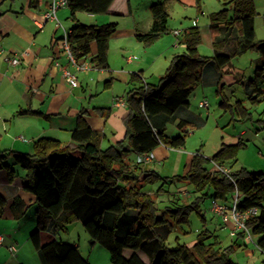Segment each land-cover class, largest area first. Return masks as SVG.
I'll return each instance as SVG.
<instances>
[{
  "label": "trees",
  "instance_id": "1",
  "mask_svg": "<svg viewBox=\"0 0 264 264\" xmlns=\"http://www.w3.org/2000/svg\"><path fill=\"white\" fill-rule=\"evenodd\" d=\"M199 8V0H176ZM224 7L211 12L212 55L201 56L198 44L201 41L197 27L185 29L181 40L185 50L175 53L164 73L155 83L145 82L139 73H132L128 83H134L125 93L127 114L123 118L125 140L102 147L101 134L93 129L84 116L88 110L80 109L76 126L71 132V144L58 139L40 137L33 142L32 153L0 148V181L15 183L29 193L33 202L25 203L14 197L9 208L15 219L25 216L28 207H35L36 228L29 234V240L39 253L43 264H90L79 249L62 240L51 239L41 242L43 232H67L73 222H79L89 236L90 243H97L109 254L111 264H236L231 253L237 246H217L216 240L208 241L211 234L200 230L193 244H177L171 248L166 244L168 236L177 227L188 223V215L198 211L199 201L209 195L220 201H228L237 194V209L246 212L255 208L256 213H247L245 227L255 236L256 247L264 254V170L247 171L243 168L224 172L212 171L205 166L211 160L217 167L235 158L245 143H221L210 158L199 149L189 160L186 171L181 175L162 178L151 170L142 177L144 183L158 179L165 182L179 180L191 186L195 195L191 202L176 199L175 207L160 208L153 195L137 186V165L126 161L130 152L136 154L153 151L157 146L182 148L187 130L175 137L164 133V124L175 121L179 129L197 123L180 115L188 105L194 87L202 81L206 65H213L218 74L216 92L222 100L224 88L235 81L241 82L243 92L252 104L264 99V37L255 40L253 0H220ZM112 0H67L70 18L78 11L92 14L105 13ZM152 23L147 32H136L135 38L144 46L150 45L167 29L168 12L163 0L149 6ZM115 22L84 24L75 22L67 34L70 51L77 61L90 53V44L96 45L91 57L94 67L107 68L108 42L116 30ZM248 50L258 53L253 75L242 81L231 60ZM221 100V103L223 102ZM104 114L107 108H94ZM18 114H40L25 110ZM156 118V120H155ZM12 159L23 173L20 174L5 162ZM136 163V162H135ZM137 164V163H136ZM222 168V167H221ZM162 189L159 188L157 192ZM156 192V193H157ZM174 203V201H170ZM7 200L0 193V215ZM136 210V215L128 214ZM107 218V224H104ZM126 222L124 230L118 229ZM237 236L244 237L243 232ZM124 250H130L127 257ZM137 252H142L147 262Z\"/></svg>",
  "mask_w": 264,
  "mask_h": 264
},
{
  "label": "crops",
  "instance_id": "2",
  "mask_svg": "<svg viewBox=\"0 0 264 264\" xmlns=\"http://www.w3.org/2000/svg\"><path fill=\"white\" fill-rule=\"evenodd\" d=\"M50 1L0 0V148L32 153L33 142L40 137H50L71 144V132L82 108L89 112L84 116L85 120L102 136L100 145L105 142L109 146L125 140L123 118L127 114V107L126 104L113 105V99L120 96L125 98L126 91L134 84L128 83L132 73H139L144 80L142 74L149 63L144 57L146 50L140 47L142 43L136 40L135 33L149 30L152 23L149 6L154 2L145 6L143 16L134 6L135 1L112 0L105 13L78 11L74 15L75 19L70 18L69 8L63 6L56 11V18L60 23L57 25L55 20L45 16ZM64 20H69L70 23H62ZM77 21L89 25L108 22L117 24L108 42L107 68L94 67L91 62V57L96 52L94 42L90 44L89 55L82 59L89 60V69L77 71L67 59L61 39L63 32H69ZM168 29L167 22L166 31ZM180 43L185 48L184 44ZM132 48L142 50L140 58L129 55ZM7 52L17 53L20 64L12 66L4 61L3 57ZM63 69H69L76 74L75 86L67 83ZM217 77L213 65H206L203 84H215ZM97 107L107 108L105 117L94 112L93 109ZM28 109L40 114H18L19 111ZM188 111L187 107L182 108L180 115L191 117L189 115L193 112L190 111L189 114ZM182 148L159 145L153 150L154 159L151 162L139 165L134 161L132 164L137 165L136 181L145 184L141 180L143 175L153 170V167L161 166L169 158L178 159L177 155ZM191 155L192 153L185 157L183 172L187 169ZM12 168L15 169L14 165ZM0 193L7 200V205L0 215V220L4 218L7 222V228L0 226V235L3 236L0 246H6L11 253L0 259V264H43L39 253L29 240V234L36 227V222H30L28 230L21 229L18 221L23 218L15 219L9 208L14 197H19L26 207L33 202L32 196L19 185L4 181H0ZM136 212L131 210L128 214L133 216ZM70 228L71 224L67 231L71 230ZM25 231H28L27 239L23 237ZM84 234L86 235H83V244L81 231L66 242L76 246L90 264H109L105 261L101 246L90 243L88 234L85 231ZM56 235L57 232H43L40 236L41 242L58 239ZM240 239L243 240V237L235 236L236 242ZM10 245L15 247L14 251L9 250ZM130 254V250H124L125 256ZM137 254L145 261L140 252ZM100 256L102 260H99Z\"/></svg>",
  "mask_w": 264,
  "mask_h": 264
},
{
  "label": "rangeland",
  "instance_id": "3",
  "mask_svg": "<svg viewBox=\"0 0 264 264\" xmlns=\"http://www.w3.org/2000/svg\"><path fill=\"white\" fill-rule=\"evenodd\" d=\"M133 1L136 2L134 6L138 8L140 15L143 16L145 6L149 2H158L159 0ZM164 2L169 15V29L161 33L150 45L144 46L141 44L140 46L145 48L146 54L144 57L147 58V62L149 63L142 77L144 81L146 80L151 83L158 81L175 53H181L185 50L178 41L182 37L185 29L189 27H197L200 31L201 41L198 44L199 54L201 56L212 55V33L210 32L209 14L224 7L220 0H199L198 9L176 0H164ZM253 4L255 8V40H260L264 37V0H253ZM62 23H70V21L64 20ZM172 29H179L181 35L179 37L173 35L171 32ZM141 51V49L132 48L130 49L129 55L140 58ZM258 56L256 51L248 50L231 60V64L235 71L239 72L242 81H245L253 75ZM242 88L243 86L239 81H235L229 86L226 85L223 91L226 97L222 100L221 95L216 92L215 84H211V82L203 84L202 81L198 83L189 97L188 105L184 107L189 109V114L190 111L193 112L192 115H189L191 116L189 118L197 124L192 128L186 126L182 129L177 127V119L164 124V133L168 137H175L181 134L182 131L187 130L185 145L179 150L180 152L177 155L178 159L169 158L161 166L153 167V170L162 178L181 175L184 173L183 163L185 157L195 150L199 149L202 155L210 158L220 147L221 143L232 144L237 141H242L245 145L237 151L235 158L225 161L221 167L226 169L228 173L235 172L241 168L247 171L264 170V99L252 104ZM202 100L207 102V106H199V101ZM221 100L223 101L222 103ZM101 145L104 148L107 146V143L104 142ZM135 160L136 153L134 152H130L126 157V161L131 165H133L132 163ZM5 162L13 166L11 158H7ZM205 166L210 171L218 168L211 160L206 161ZM14 167L20 174L23 173L17 165L14 164ZM136 182L137 186L144 185L141 187V190L152 194L160 208H163L165 205L174 208L176 199L178 198L180 202L184 203L194 200L195 195L191 192V186L185 184L183 181L173 180L165 182L164 180L158 179L155 182L147 184ZM159 188L162 190L157 192ZM210 194L211 190H209L208 196L199 201L198 211L193 209L189 213L188 223L177 227L168 236L166 244L169 247L173 248L177 244L190 246L195 241L196 234L200 230H208L211 234L208 241H212V239L216 240L217 246L219 247L225 248L234 244L235 236L231 237L229 235L228 223H224L221 217L215 215L210 210L212 198ZM169 200L174 201V203L169 202ZM231 201L232 197L224 202L229 204ZM34 211L35 207H28L23 219L18 221V225L22 226L21 229L25 228V230H28L30 222H36ZM0 221V224L2 223L0 226L7 228V222L4 218ZM104 224H107V218H105ZM125 224L126 222L123 221V224H121L117 231L118 234L124 230ZM70 229L67 232L58 231L57 238L62 241H67L81 231L80 238L83 244V235L86 234H84L81 224L77 221L73 222ZM23 237L25 239L28 238V231L23 233ZM255 238L253 236L252 241L243 238V240L240 239L236 242L237 246L230 255L236 264H264V254L255 246ZM100 249L105 253V261L111 264L108 251L103 247ZM140 253L147 262L146 256L142 252ZM10 254L6 246H0L1 260ZM99 260H102L101 256Z\"/></svg>",
  "mask_w": 264,
  "mask_h": 264
},
{
  "label": "built area",
  "instance_id": "4",
  "mask_svg": "<svg viewBox=\"0 0 264 264\" xmlns=\"http://www.w3.org/2000/svg\"><path fill=\"white\" fill-rule=\"evenodd\" d=\"M67 5V0H51L50 4L48 6L47 11L45 12L46 18L55 20L57 25H60V23L57 21L56 18V11L63 6ZM173 35L180 36L181 31L179 29H174L172 31ZM67 34L68 32L64 31L62 36V48L65 52V55L67 56V59L71 63V65L77 70L82 71L90 68V62L89 60H81L77 61L74 56L72 55L69 44L67 41ZM4 61H6L8 64L12 66H17L20 64V58L17 53L7 52L4 57ZM63 76L68 84L71 86H75L77 84V78L76 74L72 72L69 69H63ZM125 104V98L123 96L115 97L113 99V105H122ZM199 106H207V102L205 100L201 101L199 103ZM261 154H263L261 152ZM154 159V153L153 151H149L146 153H139L136 154V160L135 162L139 165L151 162ZM219 169H222L224 172H227L226 169H223L221 167H218ZM210 210L217 216L221 217L222 221L224 223H228L229 225V235L231 237H234L237 235L238 232H243L244 237L247 240L252 241V235L250 234V231L245 227V218L247 213L254 214L256 213L255 208L248 209L246 212H241L237 209V194L235 193L232 197V201L227 204L224 201H220L216 199L215 197L211 198V208ZM3 236L0 235V245L2 244ZM255 244V243H254ZM10 251H14L15 247L13 245L9 246Z\"/></svg>",
  "mask_w": 264,
  "mask_h": 264
}]
</instances>
